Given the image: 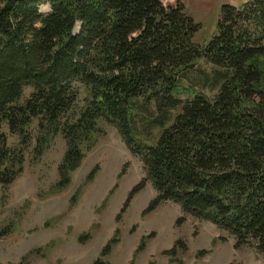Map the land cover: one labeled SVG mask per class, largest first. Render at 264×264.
<instances>
[{"label": "trees", "instance_id": "16d2710c", "mask_svg": "<svg viewBox=\"0 0 264 264\" xmlns=\"http://www.w3.org/2000/svg\"><path fill=\"white\" fill-rule=\"evenodd\" d=\"M199 28L181 0H0V130L18 140L11 150L0 131L2 189L22 172L33 124L34 161L57 136L64 143L51 188L61 192L104 123L143 170L116 221L149 184L142 215L171 203L264 261V0L222 5L205 45L192 41ZM199 61L216 69L198 75L210 99L190 81Z\"/></svg>", "mask_w": 264, "mask_h": 264}, {"label": "rangeland", "instance_id": "374dc122", "mask_svg": "<svg viewBox=\"0 0 264 264\" xmlns=\"http://www.w3.org/2000/svg\"><path fill=\"white\" fill-rule=\"evenodd\" d=\"M247 0H181L184 12L200 26L193 42L205 45L215 33L220 7H238ZM163 6L171 0H160ZM48 6L38 8L45 14ZM78 31L75 23L72 32ZM190 77L195 91L207 98L215 93L200 86L199 74L206 80L216 69L199 61ZM198 73V74H197ZM211 89V90H210ZM23 89L20 101L29 93ZM148 112L154 114L151 107ZM33 138L23 151L22 172L7 188L0 186V264H264L252 247L233 249V238L209 223L184 216L178 207L163 203L142 215L155 192L145 184L130 198L127 208L116 216L129 192L142 180L140 161L128 154L113 128L104 123L103 132L90 151L84 152L78 169L70 175L68 187L61 192L51 188L57 180L56 168L64 153V143L57 136L38 161L32 159ZM7 147H18L16 136L1 127ZM179 220V221H178ZM148 237L136 252L140 240ZM114 240L108 255L99 258L106 243ZM180 246L172 260L163 253L174 242ZM135 254V256H133Z\"/></svg>", "mask_w": 264, "mask_h": 264}, {"label": "clouds", "instance_id": "9594fccd", "mask_svg": "<svg viewBox=\"0 0 264 264\" xmlns=\"http://www.w3.org/2000/svg\"><path fill=\"white\" fill-rule=\"evenodd\" d=\"M171 2H173V3H174V0H171ZM41 26H42V25H39V24L37 25V27H41Z\"/></svg>", "mask_w": 264, "mask_h": 264}]
</instances>
